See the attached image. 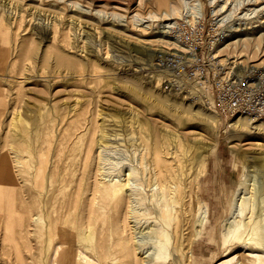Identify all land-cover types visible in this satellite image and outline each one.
<instances>
[{
    "label": "rangeland",
    "instance_id": "1",
    "mask_svg": "<svg viewBox=\"0 0 264 264\" xmlns=\"http://www.w3.org/2000/svg\"><path fill=\"white\" fill-rule=\"evenodd\" d=\"M171 6L178 9V15L172 14ZM187 10L212 21L214 34L226 35L215 48L217 59L236 71L254 64L264 68V35H260L264 0H0V153L13 159L10 144L22 152L24 165L16 168L15 192L23 199L28 191L24 207L34 215L30 221L26 212L21 227L4 230L0 226V264H19L17 256L23 264H51L66 256H71V264H84L81 257L91 264H103L106 250L123 247H127L125 253L135 252L134 260L132 255L129 260L133 264H218L221 260H226L223 264H258L255 256L264 258V123L239 121V116L221 114L160 87L154 55L175 46L162 40L159 32L164 23ZM237 29L246 32V41L225 46L223 42ZM155 133L159 139L173 141L169 149L178 146L185 179L194 176V202L184 199L188 221L180 233L186 238L183 244H173V236L170 242L162 238L163 224L153 209L151 215L144 213L153 206L150 197L143 204L132 203L137 217L122 230L114 216L94 214L88 225L82 223L83 217L75 221L67 199L62 202L58 195L52 202L49 194L38 195L34 187L42 165L46 176L64 172L67 179L88 165L86 188L100 186L106 179H124L134 169L130 185L150 196L140 168L142 156L150 155L159 143ZM198 145L207 150L204 165L196 169L191 159ZM85 148L89 149V164L82 162ZM243 178L244 185H239ZM247 200L254 210L250 221L256 223L253 230L242 227L238 238L232 229L248 220L246 203H241ZM204 202L209 214L202 218ZM36 217L40 219L35 221ZM5 218L0 214V225ZM24 223L29 225L26 230ZM118 239L121 247L113 249Z\"/></svg>",
    "mask_w": 264,
    "mask_h": 264
},
{
    "label": "bare ground",
    "instance_id": "2",
    "mask_svg": "<svg viewBox=\"0 0 264 264\" xmlns=\"http://www.w3.org/2000/svg\"><path fill=\"white\" fill-rule=\"evenodd\" d=\"M162 2V1H160ZM170 2V1H169ZM186 2V0H185ZM196 2V1H195ZM169 5V4H168ZM223 6L221 5L220 8H222ZM262 8V7H261ZM170 11L172 12V14H177L178 15V9L175 6H171L169 7ZM194 12V11H191ZM169 19V18H167ZM166 19V20H167ZM142 20V18H141ZM171 20V19H170ZM263 29V28H262ZM244 30H233V32H235L236 34L231 33L230 35H228V38H226V40L223 42L225 43V46L227 45H231L235 42L241 41V40H245L247 37H244V35L246 34V32H241ZM258 30H256L255 33H257ZM162 34L161 39L169 42L170 43V38L166 35V32H159ZM251 33V32H250ZM160 34V35H161ZM260 35H264V31L263 33H261ZM246 41V40H245ZM153 51V50H152ZM243 56V55H242ZM241 62H238V64L241 65ZM240 67V66H239ZM240 69V68H238ZM81 72V71H79ZM82 76V75H81ZM99 81V80H98ZM48 83V82H47ZM50 84V83H49ZM10 101H12V99H10ZM9 101V102H10ZM16 103V102H15ZM14 104V103H13ZM8 106V104H7ZM70 106V105H69ZM13 107V105L11 106V108ZM68 107V106H67ZM83 108V107H82ZM7 109V108H6ZM69 109V108H68ZM12 110V109H11ZM52 114V113H51ZM53 115V114H52ZM41 116V115H40ZM54 116V115H53ZM72 117V116H71ZM70 117V119H72ZM61 118V117H60ZM59 118V119H60ZM237 119L240 121V119L245 120H251L249 118H244V117H237ZM236 119V120H237ZM26 120V118H25ZM91 120V119H90ZM235 120V121H236ZM48 121V120H47ZM69 121V120H68ZM239 121H237V123H239ZM241 121V122H242ZM254 121V120H252ZM8 122V121H7ZM92 122H95L94 119ZM24 123V122H23ZM22 123V124H23ZM71 123V122H70ZM8 124V123H7ZM21 124V125H22ZM80 124V123H79ZM96 124V123H95ZM94 124V125H95ZM26 125V124H25ZM50 126V124H48ZM89 125V124H88ZM92 125V127L94 126ZM27 126V125H26ZM48 126V127H49ZM72 126V124H71ZM87 126V125H86ZM86 126H84V128H86ZM97 126V125H96ZM151 126V125H150ZM149 126V127H150ZM74 127V125H73ZM134 127V126H133ZM9 128V127H8ZM58 128V127H57ZM78 128V127H76ZM83 128V126H82ZM153 129V127H150ZM27 129V128H26ZM63 129V128H62ZM75 129V128H74ZM151 129V131H152ZM21 130V129H20ZM25 130V129H24ZM43 130V129H42ZM72 130V129H71ZM78 130V129H76ZM80 130V129H79ZM93 130V129H92ZM154 130V129H153ZM8 131V130H7ZM74 131V130H73ZM81 131V130H80ZM94 131V130H93ZM92 131V132H93ZM96 131V129H95ZM94 131V132H95ZM27 132V131H26ZM52 132V131H51ZM50 132V133H51ZM67 133V131H65ZM70 132V130H69ZM78 132V131H77ZM82 132V131H81ZM91 132V133H92ZM153 133L155 131H152ZM80 133V132H79ZM78 133V135H79ZM90 133V132H89ZM99 133V132H98ZM47 134V133H46ZM52 134V133H51ZM62 134V132L60 133ZM158 134V133H157ZM67 135V134H66ZM74 135V134H73ZM72 135V136H73ZM90 135V134H89ZM156 135V133L154 134V136ZM6 136V135H5ZM15 136V135H14ZM19 136V135H18ZM51 136V135H50ZM68 136V135H67ZM92 136V135H91ZM105 136V135H103ZM37 137V136H36ZM81 137V136H80ZM80 137L78 139V142L80 140ZM83 137V136H82ZM41 138V137H40ZM59 138V137H58ZM66 138V137H65ZM6 139V138H5ZM37 139V138H35ZM46 139V138H45ZM48 139V138H47ZM52 139V137L50 138ZM68 139V138H67ZM70 139V138H69ZM95 139V138H94ZM108 139V138H107ZM156 139L159 141V143L157 144V146L155 147L154 145V149L151 152L150 150V155H145L142 156L141 158V170H142V174H143V183L144 186L146 184L147 188H149V191L151 190L150 196H146L145 194L141 193L140 191L142 190H138L140 188H136L131 186L129 178L130 176L135 172L134 169H129L130 171H127V173L124 174V176L126 178L124 179H106L105 177V181L102 182V184L99 186L98 184H94L92 186H90V188H86V183H85V175H86V168L88 167H83V171L80 173H75L73 175H77L75 178L73 177V175L70 177L68 176L67 179V175L64 174V172L61 174L59 173L58 177L55 176L54 172L53 174L50 173L49 175L46 176L45 170H44V165H42L40 168H38L37 171V175H36V179L34 182V187L35 189L38 191L37 193H39L38 195H40L41 193H46L49 194L50 197H52L51 201L54 202L56 200V198L58 197V195H60V200L62 202H65L67 199V206L69 207V211L71 213H73V217L74 220L76 221L78 219V217H83L84 220L82 221V223L87 224L89 223V218L90 216H93L94 214H99L98 216H103V217H107V215L109 217H116V223L120 225V227L122 228V230L126 229V225L128 224L129 221H132L131 219L137 217V211L136 208L132 205L133 202H139L140 204H143V202L148 199V197H150L151 199H148L149 201H151V207H148L146 209V211L144 213H146V215H151V210L153 209V213L155 212V216L162 222L163 224V228L160 230L161 236L162 238H167L168 241L170 242L171 237L173 236L174 238V243L173 244H178V243H185L186 242V238H182V236L180 235L181 231H183L184 225H186V222L188 221L186 219L187 215L186 213H188V207L186 206V202H185V198L188 199L189 202H194V196H193V192H192V185H193V179L194 176L191 178H187L185 179L186 176V171L185 169L182 167V164L180 166V163L183 162V160L179 157L181 155L178 156V146H171L174 149H169V145L173 142L170 139H166L165 137H161L160 139L158 138V136L156 135ZM24 140V139H23ZM49 140V139H48ZM47 140V141H48ZM63 140V139H62ZM61 140V141H62ZM88 140H89V136H88ZM87 140V141H88ZM104 140V139H102ZM155 140V139H154ZM11 141V140H10ZM60 141V140H59ZM73 141V140H72ZM100 141V140H99ZM172 141V142H171ZM28 142V141H27ZM41 142V141H40ZM46 142V140H45ZM51 142V141H50ZM54 142V140H53ZM65 142H68V140L65 139ZM96 142V141H95ZM155 142V141H154ZM6 143V142H5ZM11 143V142H10ZM48 143V142H47ZM106 143V142H105ZM52 145V142L50 143ZM62 144H64L62 142ZM71 144V143H70ZM69 144V146H70ZM78 144V143H77ZM81 144V141H80ZM79 144V146H80ZM89 144V142H88ZM88 144H87V148H88ZM95 144V143H94ZM20 145V142L18 144V147ZM39 145V144H38ZM43 145V144H42ZM66 145V144H64ZM96 145V144H95ZM101 145V144H100ZM172 145V144H171ZM5 146V144H4ZM12 144H10V150H12L11 152L14 153V158L10 159L9 156L1 154L0 155V214H4V216H6L3 224H1V228H4V230L12 228V227H21L22 225V220L21 218L23 217V215L27 212V209H25L24 205H25V197L30 196L29 194L27 195V192L25 193L24 198L20 199L19 196H17V193L15 192V186L17 185L18 182H16V168H21L24 165V159H22L23 155L22 152L14 147H11ZM57 146V145H56ZM59 146V145H58ZM98 146V145H97ZM153 146V144H152ZM184 146V145H183ZM205 146V145H204ZM203 145H198L196 146V150L194 152V156L191 159V162L193 164V166H196V169H199L198 167H202L205 163V156H206V148L207 146L204 147ZM23 147V146H22ZM21 147V148H22ZM90 147V146H89ZM94 147V146H93ZM96 147V146H95ZM94 147V148H95ZM99 147V146H98ZM38 148V147H37ZM36 148V149H37ZM72 148V147H71ZM70 148V149H71ZM74 148V147H73ZM85 148L86 153H84L83 155V164L86 163L87 159H88V155H89V149ZM4 149V148H3ZM83 149V148H82ZM87 149V150H86ZM96 149V148H95ZM94 149V151H95ZM30 150V149H29ZM39 150H41V146L39 147ZM38 150V151H39ZM63 150V149H62ZM57 151V153H62L63 151ZM43 151V150H42ZM42 151L40 153H42ZM93 151V153H94ZM25 154H27L25 151H23ZM66 152V151H65ZM92 152V150H91ZM90 152V154H91ZM144 152V151H143ZM68 153V151H67ZM70 153V152H69ZM75 153V152H74ZM29 154V153H28ZM144 154V153H143ZM140 155V154H139ZM60 156V155H59ZM71 156V155H70ZM68 156V157H70ZM78 156V155H77ZM25 158V157H24ZM61 158V157H60ZM90 158V156H89ZM94 158V157H93ZM33 159V158H32ZM77 159V157H76ZM55 161L57 162V160L55 159ZM54 161V162H55ZM65 161V160H63ZM78 160H76L77 162ZM89 161V160H88ZM87 161V163L89 164V162ZM93 161V159H92ZM264 161V159H263ZM262 161V163H263ZM55 162V163H56ZM75 162V163H76ZM91 162V161H90ZM42 163L45 164L46 161L42 160ZM54 163V164H55ZM79 163V162H78ZM260 163H258V165L260 166ZM53 164V165H54ZM64 164V163H63ZM138 164V163H137ZM26 166V164H25ZM55 166V165H54ZM86 166V165H85ZM59 167H56L55 169H57ZM91 167H89L90 169ZM54 169V170H55ZM76 169V168H75ZM74 169V171H75ZM88 169V170H89ZM23 170V169H22ZM25 171V170H24ZM121 171V170H120ZM123 171V170H122ZM90 172V171H89ZM26 173V172H25ZM23 172V174H25ZM120 174V173H119ZM196 174V173H195ZM26 175L28 176L29 174L26 173ZM99 175V174H98ZM102 175V174H101ZM23 176V175H22ZM21 176V177H22ZM120 176V175H119ZM118 176V177H119ZM89 177V176H88ZM100 177V175H99ZM102 178V177H101ZM27 178H25L26 180ZM29 179V178H28ZM31 179V178H30ZM29 179V180H30ZM97 179V178H96ZM99 180V179H98ZM103 180V178L101 179V181ZM244 178L239 182V185H244ZM23 181V180H22ZM27 181V180H26ZM86 181H88L86 179ZM24 182V181H23ZM21 182V183H23ZM31 182V180H30ZM29 182V184H30ZM142 184V183H141ZM139 184V185H141ZM25 186V185H24ZM27 186V185H26ZM70 187V191H68V188ZM85 187V189H84ZM32 188V187H31ZM143 188V187H142ZM29 189V188H28ZM58 191V194H55V192ZM68 191V193H66ZM143 191V190H142ZM31 193V192H30ZM35 193V192H34ZM36 193V194H37ZM43 193V194H44ZM33 194V193H32ZM34 195V194H33ZM35 196V195H34ZM36 197V196H35ZM251 197V196H250ZM33 199V197H31ZM38 198H42V197H38ZM46 199V198H45ZM30 200V199H29ZM59 200V198H58ZM65 200V201H64ZM244 200V199H243ZM250 200V199H249ZM4 201V202H3ZM32 201V200H31ZM34 201V200H33ZM42 201V200H41ZM255 201V199H254ZM34 203V202H33ZM32 203V204H33ZM60 203V202H59ZM66 203V202H65ZM241 203H246V208L248 210V214H250L247 218L248 220L246 221V223H244L243 221L236 224L234 226V228L232 229V233L234 234L235 237H240L243 233V229L245 230H253L254 229V224L256 223V221L254 220L253 222L250 221V218L253 214V204H251V202L247 201H242ZM41 204V202H40ZM36 205V204H35ZM42 205V204H41ZM45 205V204H44ZM43 205V206H44ZM65 205V204H64ZM40 206V205H38ZM53 206V204H52ZM51 206V207H52ZM37 207V206H35ZM201 209V216L200 217H207V215L209 214V207L208 205L204 202ZM21 210H24L21 211ZM38 209L36 208V211ZM138 210V209H137ZM69 212V214H70ZM27 214H29L27 212ZM40 214V213H39ZM50 214V213H49ZM63 215V214H62ZM29 216H31L30 221L33 220V216L29 214ZM36 216V214H35ZM247 216V215H246ZM42 217V216H41ZM45 217V216H44ZM69 217V215L67 216ZM199 217V218H200ZM92 218V217H91ZM253 218V217H252ZM27 219V218H26ZM38 217H36L35 221H38ZM46 219V218H45ZM63 220V219H61ZM96 221V219H94ZM103 220V219H102ZM199 223H202L201 219H198ZM28 221V219H27ZM47 221V220H46ZM100 221V220H97ZM96 221V222H97ZM135 221V220H134ZM133 221V222H134ZM55 222V221H54ZM70 222V221H69ZM101 222V221H100ZM198 222V221H197ZM248 222L249 225H248ZM93 223V221H92ZM99 223V222H98ZM113 223V222H111ZM195 223V222H194ZM27 224V227L23 228L26 230V228H28V223H24ZM53 224V223H52ZM78 224V223H77ZM96 224V223H95ZM107 224V223H106ZM110 224V222L108 223ZM115 224V223H114ZM72 225V224H71ZM99 225V224H97ZM246 225V227H245ZM36 226V225H35ZM54 226V224H53ZM52 226V227H53ZM78 226V225H77ZM131 226V225H130ZM198 227V225H196ZM99 227V226H98ZM107 227V226H106ZM109 227V226H108ZM114 227V225H113ZM112 227V228H113ZM242 227H245L242 229ZM39 228V227H38ZM57 228V227H56ZM75 228V226H74ZM77 228H81V227H77ZM110 228V229H112ZM131 229V227H129ZM32 229H35L32 228ZM37 229V228H36ZM94 229V228H93ZM96 229V228H95ZM100 230V228H98ZM38 230V229H37ZM49 230V229H48ZM54 230V229H53ZM98 230V231H99ZM186 230V229H185ZM244 230V231H245ZM50 231V230H49ZM56 231V230H54ZM108 231V230H107ZM188 231V230H186ZM35 232V231H32ZM51 232V231H50ZM37 233V231H36ZM35 233V234H36ZM47 233V232H46ZM73 233V232H72ZM108 233H110L108 231ZM114 233V232H112ZM132 233V232H131ZM28 234V233H26ZM56 233L53 234V236ZM75 234V233H74ZM117 234V232H116ZM119 234V233H118ZM117 234V235H118ZM130 234V233H129ZM189 234V232H188ZM188 234H184V235H188ZM25 235V234H24ZM97 235V234H96ZM104 235V234H103ZM116 235V236H117ZM120 235V234H119ZM192 235V234H191ZM33 236V235H32ZM30 238H33V237ZM46 236V235H45ZM66 236V240L68 241L69 236ZM85 236V234L83 235ZM100 236V235H98ZM108 236V235H107ZM105 235V237H107ZM128 236V235H127ZM181 236V237H180ZM19 237V236H18ZM184 237V236H183ZM188 237V236H187ZM37 238L38 237H34ZM40 238V237H39ZM48 238V237H47ZM97 238V237H96ZM99 238V237H98ZM120 238V237H119ZM162 238H159V240L161 241ZM7 239V236H5V240ZM24 239V238H23ZM41 239V238H40ZM49 239V238H48ZM188 239V238H187ZM99 240V239H98ZM107 240V238H106ZM121 240V238H120ZM124 240V239H123ZM131 237H126V241H130ZM244 240V239H243ZM38 241V240H37ZM35 242V241H34ZM39 242V241H38ZM37 242V243H38ZM53 242V241H52ZM98 242V241H97ZM104 242V241H103ZM36 243V242H35ZM44 243V242H43ZM83 243V242H82ZM105 243V242H104ZM109 243V242H108ZM124 243V242H123ZM131 243V242H130ZM188 243V241H187ZM186 243V244H187ZM22 244H25L24 242ZM34 244V243H33ZM50 244V243H49ZM48 244V245H49ZM102 244V243H101ZM116 249V245L120 246V241L119 239L116 240L113 243ZM112 244V245H113ZM132 244V243H131ZM38 245V244H37ZM46 245V244H45ZM78 245V244H77ZM86 245V243H85ZM91 245V244H90ZM109 245V244H108ZM124 245V244H123ZM180 245V244H179ZM250 246V244H248ZM253 245V244H252ZM34 246V245H33ZM125 246V245H124ZM189 246V244L187 245ZM186 246V247H187ZM244 246V245H243ZM37 247V246H36ZM121 247V246H120ZM26 248V246L24 247ZM127 248V247H126ZM123 247V249H126ZM130 248V247H129ZM47 249V248H46ZM51 249V247L49 248ZM54 249V248H53ZM89 249V248H88ZM109 249V248H108ZM123 249H116L118 251H114L112 249L110 250H106V254L104 255V259L105 262L103 264H131V257L130 255H132V259L134 260V256H136L135 252L132 250V254L130 252L129 253H125V251H123ZM18 252V247H16L15 249ZM120 250V251H119ZM186 250V249H185ZM26 251V250H24ZM40 251V250H39ZM128 251V250H126ZM36 252V251H35ZM47 252V251H46ZM87 252V251H85ZM105 252V251H104ZM138 252V251H137ZM262 252V251H261ZM78 253V252H77ZM184 253V252H183ZM129 254V255H128ZM250 254V253H249ZM252 254V253H251ZM6 255V254H5ZM81 255V254H80ZM183 255V254H182ZM257 254L255 256V260L257 261L258 264H264V258H262V255ZM4 256V255H3ZM48 256V255H47ZM47 256H45L47 258ZM251 256V255H250ZM253 256V255H252ZM39 257V256H38ZM40 259V258H39ZM38 259V260H39ZM82 261L84 262V264H91L89 263L87 260H85L83 257H81ZM128 259V260H127ZM28 260V259H27ZM37 260V259H36ZM35 260V261H36ZM130 260V261H129ZM141 260V259H140ZM144 260V259H143ZM17 261L19 262V264H23V261L21 260L20 256H17ZM142 261V260H141ZM150 260H148L147 262H149ZM4 262V261H3ZM39 262V261H36ZM134 262V261H133ZM154 262V261H153ZM171 262V261H170ZM225 261L218 262V264H223ZM40 263V262H39ZM229 263V261H228ZM51 264H71V256L70 258L68 256H66L63 260V258H61L58 261H54ZM99 264V263H98ZM133 264V263H132ZM139 264V263H138ZM169 264V263H168ZM172 264V263H171ZM249 264V263H248ZM251 264V263H250Z\"/></svg>",
    "mask_w": 264,
    "mask_h": 264
},
{
    "label": "built area",
    "instance_id": "3",
    "mask_svg": "<svg viewBox=\"0 0 264 264\" xmlns=\"http://www.w3.org/2000/svg\"><path fill=\"white\" fill-rule=\"evenodd\" d=\"M212 24L189 10L163 24L175 49L163 48L154 55L162 91L188 97L224 115L264 123V68L254 64L236 71L217 59L215 48L226 35L214 34Z\"/></svg>",
    "mask_w": 264,
    "mask_h": 264
}]
</instances>
